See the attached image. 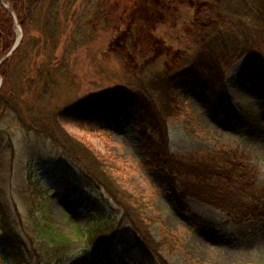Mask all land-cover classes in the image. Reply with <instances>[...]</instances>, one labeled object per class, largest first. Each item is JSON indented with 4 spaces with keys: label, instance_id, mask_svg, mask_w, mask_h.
Segmentation results:
<instances>
[{
    "label": "rangeland",
    "instance_id": "1",
    "mask_svg": "<svg viewBox=\"0 0 264 264\" xmlns=\"http://www.w3.org/2000/svg\"><path fill=\"white\" fill-rule=\"evenodd\" d=\"M64 1H73L67 29L53 41L42 21L40 29L31 28L22 71L13 79L15 109L0 112V264H144L130 253L134 233L120 226L121 208L102 189L80 183L75 168L52 141L32 130L40 113L48 118L57 113L69 134L115 159L125 189L147 204L146 216L153 221L150 232L167 264H264V217L237 221L191 197L176 202L168 173L149 166L142 133L134 126L135 106L122 113L119 123L103 121L90 127L61 120L63 108L74 102L123 94L136 77L175 70L196 47L194 41L218 23L222 0H214L209 8L197 0ZM205 8L207 17L202 16ZM13 25V45L5 56L19 36L14 18ZM20 29L18 47L2 64L23 42ZM262 68L264 54L259 51L227 68L219 93L223 109L215 96L204 95L190 83L180 86L181 114L169 120V150L178 156L212 153L221 146L238 150L252 170L255 190H263ZM47 74L54 81L53 95L49 101L38 100ZM3 84L0 74V92H8ZM95 204L109 224L103 230L113 234L114 241L94 246L77 242L62 261L44 263L37 252L45 244L36 238L30 212L72 238V223L85 229L94 223ZM8 246L22 254L19 262L9 255ZM154 261L145 264H159Z\"/></svg>",
    "mask_w": 264,
    "mask_h": 264
},
{
    "label": "trees",
    "instance_id": "2",
    "mask_svg": "<svg viewBox=\"0 0 264 264\" xmlns=\"http://www.w3.org/2000/svg\"><path fill=\"white\" fill-rule=\"evenodd\" d=\"M197 1L206 4L208 8L209 4H214V0ZM5 2L13 9L25 40L23 39L17 52L0 68L3 85L9 90L0 92L1 113L15 109L12 101L18 97L12 96L18 95L16 91L12 93V90H15V86L12 87L13 79L17 72L22 71L20 68L23 57L30 43L27 41L29 31L31 28L40 29L42 21L46 35L55 41L60 30L67 29L69 21H66L70 18L69 10L73 5V1L66 3L64 0H5ZM218 7L220 12L218 23L203 34L201 39L194 41L196 47L189 56L182 58L181 64L175 70H163L152 72L146 77H136L131 83L128 82L131 88L123 94L74 102L63 108L61 120L70 123L73 119L78 123H87L90 127L103 121L119 123L122 113L135 106L138 111L134 126L142 133L141 140L149 166L168 173L171 178L169 190L175 201L184 202L191 197L237 221H247L264 217V189L255 190L252 170L245 163V156L240 155L238 150L226 146H221L212 153L182 156L175 155L169 150L168 123L170 119L181 114V103L177 95L180 86L190 83L204 95L215 96L219 108L223 109L219 93L225 87L227 68L247 54H254L256 51L264 54L261 49L264 47V0H222ZM208 14L210 12L205 8L202 16L207 17ZM13 27V16L0 2V60L13 45ZM260 77L264 79V68L261 69ZM54 87L52 76L47 74L36 98L49 101ZM38 115V122H34L32 130L52 141L57 150L75 168L80 183L85 187L96 186L102 189L121 208L122 224L120 222L118 224L127 225L134 233V237H131V243L135 246L130 250L132 256L144 261V264L148 260L167 264L159 254L161 246L151 235L152 223L149 222L153 221L146 216L147 204L141 196L131 194L125 189L115 159L102 156L93 146L69 134L57 121V113L49 118L47 114ZM41 179L38 177L35 180L40 182ZM63 185L66 188L72 187L68 183ZM47 205L48 203L45 207ZM92 211L95 220L87 229L78 223L71 224L74 234L72 238L60 233L48 220H44L45 223L41 222L35 213L30 212L34 229L38 234L36 238L45 244L41 251L37 252L38 256L43 257L44 263L62 261L77 242L94 246L105 241H114V235L103 230V227L109 224L97 204L93 205ZM8 249L9 255L15 262H19L22 254L9 246Z\"/></svg>",
    "mask_w": 264,
    "mask_h": 264
},
{
    "label": "water",
    "instance_id": "3",
    "mask_svg": "<svg viewBox=\"0 0 264 264\" xmlns=\"http://www.w3.org/2000/svg\"><path fill=\"white\" fill-rule=\"evenodd\" d=\"M0 2H1V4L3 5V7H4V8H5V9H6V10H7V11L13 16L15 23L18 25L17 18H16V16H15L14 12L11 10L10 6H9L7 3H5L4 0H0ZM18 30H19V36H18V39H17V42H16L15 46L13 47V49L11 50V52L9 53V55H7V56H5L4 58L1 59L0 64H2V62H3L6 58H8L11 54H13V52H14V51L16 50V48L18 47V45H19V43H20V41H21V39H22V33H21V29H20L19 26H18Z\"/></svg>",
    "mask_w": 264,
    "mask_h": 264
}]
</instances>
